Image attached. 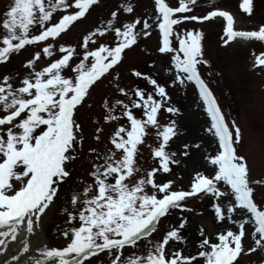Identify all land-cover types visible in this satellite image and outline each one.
I'll list each match as a JSON object with an SVG mask.
<instances>
[{
  "label": "snow or ice",
  "instance_id": "6c2138e0",
  "mask_svg": "<svg viewBox=\"0 0 264 264\" xmlns=\"http://www.w3.org/2000/svg\"><path fill=\"white\" fill-rule=\"evenodd\" d=\"M98 2L11 0L0 25L5 30L0 37V63L8 61L12 53L19 52L26 45L46 42L49 38L55 40L75 21L85 17ZM195 4L196 0H178V6L173 7L166 0H154L153 17L141 20L136 16L120 26H116L120 9L113 10L106 26L96 27L83 36L80 45L82 58L75 65L70 61L78 55L76 48L61 44L59 52L63 54L37 70L42 53L46 57L53 56V44L45 43L42 52H35L31 59L25 61L24 67L31 71L19 81L18 87L14 86L11 75L0 78V111L4 112L0 115V256L8 257L0 264H21V257L30 250L28 234H33L40 226L59 198L60 185L70 178L67 162L76 158L77 144L83 141L81 125L76 120L78 107L84 106L90 90L101 78L119 65L126 49L135 45L141 36L151 35L153 23L160 34L158 52L174 53L171 65L174 66L175 76L171 82L181 85L193 82L198 88L210 118L206 131L218 141L217 152L205 157L214 166V175L196 172L187 191L172 190V180L163 183L154 180V173H169L170 164L180 163L175 152L166 150L177 134L176 122L169 120L162 124L158 118L161 109L167 113H177L179 109L170 105L165 107L170 98L164 85L149 74L133 69L134 76L143 77L154 86L155 95L153 92L145 94L141 88L121 87L117 82V91L128 102L104 98L102 107L106 114L103 120L118 121L123 116L130 127L120 125L116 128L110 136L113 147L106 153L99 154L96 149H89L96 153V160L102 162L92 164L89 175L94 178V183L72 192L69 201L71 210L68 207L61 209L67 215V224L79 222V226L69 227L62 233L67 238L66 245L42 246L37 249L40 253L38 257L28 256L23 264H85L88 258L105 251L110 257V264H198V258H203V264H239L238 257L242 254L255 253L258 249L264 251V207L255 200L254 190L255 185L264 184V179L250 178L247 160L237 154L235 147L241 139L240 129L235 122L229 127L215 96L200 75L198 65L207 63L203 58L201 32L187 30L180 33L174 28L183 21L222 17L226 22L223 43L227 45L236 37L264 41V24L256 30H237L233 15L222 9H214L203 16L184 15ZM121 8L124 13L134 12L132 3H123ZM240 9L250 15L252 0H241ZM58 11L63 15L52 22ZM138 25L141 26L139 29ZM35 26H39L40 30L38 34H31ZM110 30L116 40L113 46L101 43L94 50H88L89 41L94 43L97 34L103 36ZM173 37L178 47L173 46ZM252 67L264 68V52L255 55ZM65 69H71L74 75H63ZM114 79L118 81L119 73ZM117 108L118 115L115 114ZM133 109H142L143 118L135 115ZM149 128L155 129V137L159 141L151 148L159 166L147 171L146 178L142 175L130 186L126 178L140 171L135 158L139 152L138 145L144 144L145 137L149 135ZM95 132V139L99 140L102 128L97 127ZM189 147L188 144L183 145L186 150ZM182 155L186 157L189 152L183 151ZM221 182L227 186L224 191ZM149 185L153 189L151 194L146 191ZM93 190L95 194L89 195ZM197 194H211L217 200L231 197L226 206L214 203L212 207L217 222L227 221L235 225L236 230L229 227L217 232L218 242H212L201 232L200 250L195 255L183 254L179 249L169 252L166 245L170 241L183 242L185 239L181 235L185 226L182 219L179 226L167 230L161 240L155 244L149 242L145 253L132 252L124 256L122 250L125 246L135 248L137 241L155 231L160 219L170 214V210L184 209L182 202ZM77 204L82 206L77 209ZM234 215L242 218L233 219ZM246 225L252 226L250 235L253 245L245 249L243 238L246 236ZM24 226L26 235L22 247L9 255L10 243L17 240L18 232Z\"/></svg>",
  "mask_w": 264,
  "mask_h": 264
},
{
  "label": "rangeland",
  "instance_id": "374dc122",
  "mask_svg": "<svg viewBox=\"0 0 264 264\" xmlns=\"http://www.w3.org/2000/svg\"><path fill=\"white\" fill-rule=\"evenodd\" d=\"M169 5L178 6V0H166ZM11 0H0V25H2L3 14L10 5ZM132 3L134 5L133 13H124L121 4ZM241 0H196V4L190 12L184 15L203 16L214 9L227 10L236 17L237 30H256L259 25L264 24V0H252L253 11L246 14L240 9ZM118 11V23L120 26L125 21H131L136 16L153 17L155 15L154 0H99L86 13L85 17L79 18L69 29L55 40L49 38L46 42H38L26 45L19 52L12 53L8 61L0 63V78L4 75H11L15 81L14 86H19V81L27 75L31 69H26L24 63L31 59L35 52L41 51L45 43L53 44L54 52L52 57L43 56L37 63L36 68L46 66L52 60L57 59L63 53L59 52L61 44L73 45L78 55L74 56L70 63L75 65L82 58L83 49L80 45L83 43V36L96 27L106 26L107 19L113 10ZM74 10V9H73ZM63 12L58 11L54 14L52 22L58 20ZM152 23V20H150ZM225 20L222 17L210 18L207 21H183L179 26H174L177 32L183 33L187 30L201 32V45L203 58L207 63L198 65L202 76L208 81L217 95L218 100L228 119L229 125L232 122L239 127L241 139L235 144L237 154L246 158L249 175L251 179H264V68H253L255 55L264 52V41L253 39L252 43L244 40H233L225 45L223 40L226 35L223 32ZM141 26L138 25V29ZM39 26L31 30V34H38ZM5 34V30L0 26V37ZM95 42L89 41L88 50H94L101 43L113 46L116 42L114 32L108 31L103 36L96 35ZM173 46L178 47L175 37L172 38ZM15 42V41H14ZM2 46V43H0ZM160 46L159 30L153 27L149 37L141 36L138 42L130 49H126L122 54V61L110 74H105L91 90V94L86 98L83 107H78L76 120L81 125L82 143L77 144V151L74 153L76 158L67 162L70 178L66 183H62L59 188V198L55 200L52 211L45 221L46 246L63 247L66 245L67 238L63 232L69 227L79 226L75 221L69 225L66 223L67 215L61 209L68 207L71 210L69 201L73 191L82 190L87 184L94 183V178L89 175L92 170V164L102 162L96 160V153L89 149H96L97 153L104 154L113 146L110 143V136L120 125L130 127L126 117L121 116L118 121L103 120L106 110L102 107L105 97L110 100L124 99L128 100L117 91L116 84L128 89L141 88L147 92L154 93V86L150 85L143 77L134 76L132 70L136 69L147 73L157 80L159 84L165 86L169 100L165 102V107L174 106L179 109L177 113H167L163 109L158 114L160 122L167 123L169 120L176 122L177 134L173 137L166 150L175 152L176 158L180 160L179 164H170V172L164 173L158 171L154 173V180L157 183H163L172 180V190H190V184L196 172H202L206 175H214V166L209 164L205 157L213 155L218 150V141L212 133L206 131L210 126V119L205 111V106L193 82H186L181 85L173 84L171 81L175 76L174 66L171 65V56L174 53L161 54L158 52ZM182 55V54H181ZM91 58H89L90 60ZM167 69H171L168 71ZM119 73L118 81L114 79ZM63 75H74L71 69H65ZM159 99V97H156ZM138 99V98H137ZM134 114L143 118L142 109H133ZM4 112L0 111V115ZM119 114V108L116 113ZM102 128L99 134V140L95 139L97 135L95 129ZM149 135L145 137V142L138 145V155L135 158L137 167L140 171L135 172L132 177L126 178V182L131 186L140 176H145L147 171L153 167L159 166V160L151 154V148L157 146L159 141L155 137V129H147ZM235 138V130L233 129ZM190 145L189 149H184L183 145ZM199 145V147H195ZM188 151V156H183L182 152ZM19 186V185H17ZM227 186L221 182V189L224 191ZM255 200L258 205L264 207V184L255 185ZM146 191L151 194L153 189L146 186ZM95 194L94 190L89 195ZM157 195H161L157 193ZM81 195V200H83ZM231 197H225L220 200L212 197L211 194H197L195 197H189L184 202V209H172L170 214L162 217L156 225V230L148 237H142L137 241L135 248L125 246L122 250L124 256L132 252L145 253L147 247L155 244L163 238V235L171 227H178L180 221H185V226L181 229V235L185 238L183 242L170 241L166 248L169 252L181 250L183 254L195 255L198 250V243L203 238L201 232L207 235L212 242H218L216 233L227 230L229 227L236 230L235 225L227 221L217 222L215 211L212 205L220 203L226 206ZM82 204H77L79 209ZM242 216L234 215L233 219H240ZM252 226L246 225V236L243 238L245 249L253 245V239L250 235ZM239 264H261L264 261V251L257 250L255 253L242 254L238 257ZM85 264H110V257L107 252L97 253L90 257ZM198 264H203V258H198Z\"/></svg>",
  "mask_w": 264,
  "mask_h": 264
},
{
  "label": "bare ground",
  "instance_id": "6f19581e",
  "mask_svg": "<svg viewBox=\"0 0 264 264\" xmlns=\"http://www.w3.org/2000/svg\"><path fill=\"white\" fill-rule=\"evenodd\" d=\"M50 212L48 213L46 217L43 218L40 226L35 229V232L33 234H28L29 240H30V250L25 256L21 257V264H23L24 259H26L28 256L38 257L40 253L37 251V249L42 246H46L45 242H46L47 236H46V229H45V221L49 217ZM25 228L26 226L22 227V229L18 232L17 240L15 242L10 243L9 255L14 254L15 251H17L20 247H22V241L24 239V236L26 235V232L24 230ZM4 259H8V257L0 256V261H3Z\"/></svg>",
  "mask_w": 264,
  "mask_h": 264
}]
</instances>
